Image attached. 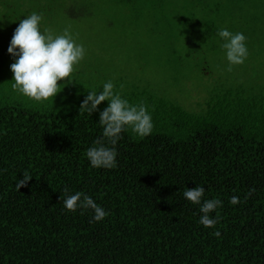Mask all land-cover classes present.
<instances>
[{
  "label": "trees",
  "instance_id": "trees-1",
  "mask_svg": "<svg viewBox=\"0 0 264 264\" xmlns=\"http://www.w3.org/2000/svg\"><path fill=\"white\" fill-rule=\"evenodd\" d=\"M260 27L264 0H252V33ZM0 58V264H264V82L214 95L197 116L141 98L152 132L123 131L117 166L93 168L85 152L102 126L99 111L79 109L86 85L72 83L71 102L66 91L37 102L12 89ZM24 171L33 177L17 190ZM195 184L223 201L214 227L182 195ZM64 188L109 214L91 221V209L66 210Z\"/></svg>",
  "mask_w": 264,
  "mask_h": 264
},
{
  "label": "rangeland",
  "instance_id": "rangeland-1",
  "mask_svg": "<svg viewBox=\"0 0 264 264\" xmlns=\"http://www.w3.org/2000/svg\"><path fill=\"white\" fill-rule=\"evenodd\" d=\"M6 4L0 1V55H7L8 66L13 62L7 52L13 31L33 11L43 16L41 29L60 34L70 25L77 42L85 46V57L71 80L58 81L59 93L66 91L65 101L73 100L69 87L75 80L88 91H98L111 79L114 91L130 103L152 96L197 116L214 95L222 98L264 82V27L252 33V0H167L153 6L148 0ZM222 27L247 38L248 57L230 71L217 35Z\"/></svg>",
  "mask_w": 264,
  "mask_h": 264
},
{
  "label": "clouds",
  "instance_id": "clouds-1",
  "mask_svg": "<svg viewBox=\"0 0 264 264\" xmlns=\"http://www.w3.org/2000/svg\"><path fill=\"white\" fill-rule=\"evenodd\" d=\"M42 19V14L36 11L20 19L7 47V52L13 57L9 66L13 73L12 89L37 102L55 97L59 92L58 81L63 78L70 81L86 54L85 46L77 42L70 25L62 33L56 34L52 30L41 29ZM217 35L223 41L220 47L224 50L229 71L232 65L244 63L249 55L244 33L222 27L217 30ZM103 101H107V105L100 110L98 106ZM79 109L90 115L99 111L98 122L102 126V134L85 152L93 168L112 169L117 166L116 144L123 131L130 129L143 138L153 130L152 116L147 106L142 101L138 104L130 103L114 91L111 79L104 82L100 90L87 91ZM32 177L30 172L24 171L22 178L16 181L17 190ZM204 193L205 188L195 184V187H186L182 195L191 203L199 205L201 215L198 223L206 228L214 227L218 216L210 214L220 208L223 201L219 198H203ZM238 202L239 197L236 195L229 198L232 205ZM63 205L71 212L91 209V221H101L109 214L88 194L82 191L69 193L68 188L63 189ZM213 234L219 236L218 231Z\"/></svg>",
  "mask_w": 264,
  "mask_h": 264
}]
</instances>
